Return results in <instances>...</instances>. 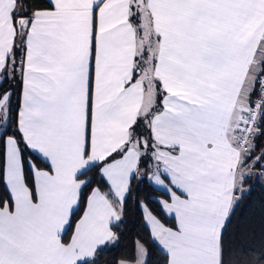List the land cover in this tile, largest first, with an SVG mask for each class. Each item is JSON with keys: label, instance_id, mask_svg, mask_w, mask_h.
<instances>
[{"label": "snow or ice", "instance_id": "6c2138e0", "mask_svg": "<svg viewBox=\"0 0 264 264\" xmlns=\"http://www.w3.org/2000/svg\"><path fill=\"white\" fill-rule=\"evenodd\" d=\"M257 189L264 0H0V264H264Z\"/></svg>", "mask_w": 264, "mask_h": 264}, {"label": "trees", "instance_id": "16d2710c", "mask_svg": "<svg viewBox=\"0 0 264 264\" xmlns=\"http://www.w3.org/2000/svg\"><path fill=\"white\" fill-rule=\"evenodd\" d=\"M262 198H264V190L257 189L255 195L253 196L252 211H257L258 213L260 201ZM128 221L129 233L125 238L120 241L119 247L112 249V251L107 257L109 260L113 259L114 257H117L123 251H125L126 246L131 245V241L135 237L137 232H144L141 221L139 220V213L136 210L129 212Z\"/></svg>", "mask_w": 264, "mask_h": 264}]
</instances>
